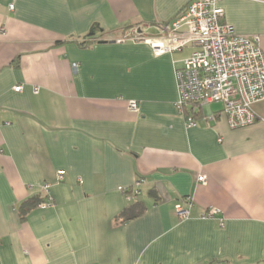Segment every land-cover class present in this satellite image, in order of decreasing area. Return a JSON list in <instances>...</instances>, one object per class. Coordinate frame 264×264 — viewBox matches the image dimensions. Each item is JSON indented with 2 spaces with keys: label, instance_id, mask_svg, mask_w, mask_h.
Segmentation results:
<instances>
[{
  "label": "crops",
  "instance_id": "1",
  "mask_svg": "<svg viewBox=\"0 0 264 264\" xmlns=\"http://www.w3.org/2000/svg\"><path fill=\"white\" fill-rule=\"evenodd\" d=\"M189 2L0 0V264H264V101L238 128L219 103L180 112L174 70L191 47L117 41L163 33ZM219 4L264 53V0Z\"/></svg>",
  "mask_w": 264,
  "mask_h": 264
},
{
  "label": "built area",
  "instance_id": "2",
  "mask_svg": "<svg viewBox=\"0 0 264 264\" xmlns=\"http://www.w3.org/2000/svg\"><path fill=\"white\" fill-rule=\"evenodd\" d=\"M220 0H190L186 10L174 19L165 31L156 36L142 34L127 35L118 38L142 40L147 43L155 55L181 51L191 47V52L175 68L174 75L178 91L175 102L177 109L183 112L189 104L209 105L219 103L228 117L231 128L250 125L259 118L253 105L264 101V53L260 47L259 36L239 34L234 27L224 22V10ZM73 72L77 64L71 65ZM19 90L20 86H16ZM37 89L34 88V91ZM132 110L137 109L135 101L129 102ZM187 125H195L188 118ZM63 179V172H57V180ZM204 182V176L197 177ZM139 182L132 187L118 189L129 198L137 196ZM48 184L42 188L48 196ZM51 198L42 201L39 206H51ZM192 205L190 197H184L174 205L180 218H188ZM220 213L214 207L206 209L201 219H213ZM223 224V219L219 218Z\"/></svg>",
  "mask_w": 264,
  "mask_h": 264
},
{
  "label": "trees",
  "instance_id": "3",
  "mask_svg": "<svg viewBox=\"0 0 264 264\" xmlns=\"http://www.w3.org/2000/svg\"><path fill=\"white\" fill-rule=\"evenodd\" d=\"M189 117L194 120L195 115L191 114V115H189ZM42 201H44V199L36 198V199L29 200L28 202H26L22 205V211L25 212L26 210H29L32 207L38 206L39 203H41ZM144 208H145V206L141 202H135L131 206L123 209L122 212L120 213L119 217L124 221L129 220V219H133V218L141 215L142 212L144 211Z\"/></svg>",
  "mask_w": 264,
  "mask_h": 264
},
{
  "label": "rangeland",
  "instance_id": "4",
  "mask_svg": "<svg viewBox=\"0 0 264 264\" xmlns=\"http://www.w3.org/2000/svg\"><path fill=\"white\" fill-rule=\"evenodd\" d=\"M215 106H218V105H216L215 103H212L211 104V107H215Z\"/></svg>",
  "mask_w": 264,
  "mask_h": 264
}]
</instances>
